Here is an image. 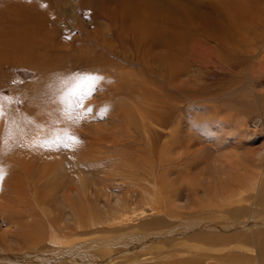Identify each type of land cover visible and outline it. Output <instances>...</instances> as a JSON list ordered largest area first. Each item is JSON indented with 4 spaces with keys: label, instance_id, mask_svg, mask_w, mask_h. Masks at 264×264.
<instances>
[{
    "label": "rangeland",
    "instance_id": "374dc122",
    "mask_svg": "<svg viewBox=\"0 0 264 264\" xmlns=\"http://www.w3.org/2000/svg\"><path fill=\"white\" fill-rule=\"evenodd\" d=\"M130 2L0 0V54L21 37L43 64L0 66V262L27 253L38 223L55 232L93 211L117 214L92 238L120 237L128 263L182 261L188 220L206 212L219 215L205 219L219 238L203 252L264 264V0L242 4L235 40L196 20L177 49L162 37L186 24L146 11L156 21L142 31ZM200 6L207 17L223 9ZM226 182L244 183L241 195Z\"/></svg>",
    "mask_w": 264,
    "mask_h": 264
},
{
    "label": "bare ground",
    "instance_id": "6f19581e",
    "mask_svg": "<svg viewBox=\"0 0 264 264\" xmlns=\"http://www.w3.org/2000/svg\"><path fill=\"white\" fill-rule=\"evenodd\" d=\"M131 1L132 2H130V4L135 6V9H136L135 12H139V15L137 14V16L140 18H137L138 19L137 24L141 28L142 31L150 30V32L153 33V31H151V28L153 26L152 23L156 21L155 18L153 19V16H151L152 19H150V17H148L147 14H146L147 17L145 18L146 11H150V12L157 11L159 12V14H156L158 16L161 14L169 18L171 17L175 20L180 19L182 23L186 24L187 29H188L187 31L178 32L176 29H174L171 31L173 34V37L169 33L171 37L170 39H168L169 36L168 38H166L167 36L164 37V35L163 37L161 36L162 39H166L167 43L169 44L168 45L167 43H165L163 45L167 44L168 47L174 46V48L177 49V48H181L182 42L185 43L184 41L180 40L179 38L181 36L180 33L189 34L192 29V28L189 29V27L191 26L195 27L196 24L193 25V23L196 20H197V25H198L195 27L196 31H200V29H203L207 34H210L211 36L215 35L217 38L230 40V41L235 40V37H238L236 31L234 30L236 28L235 27L236 24L234 20L235 14L237 13V11L239 10L241 11L243 9L242 4L244 2L250 1V0H219V2L223 6V9L219 11L217 10V12L214 14V17H211V16L207 17L205 12L200 10V7H201L200 4H202V1L204 0H190V2L188 3H183L182 0H164L165 4L160 3V2H154L152 0H131ZM214 3L215 2H213V4ZM130 14H131V11H130ZM132 15H136V13L133 12ZM163 21H164V18H163ZM160 30H157V31L163 32L162 30L161 31ZM166 30L170 31L169 29H166ZM19 38L11 39L10 43L8 44V46L11 48L8 47L7 50L3 51L0 54V66H2V63L6 61L11 64H16V62H20L26 66L34 65V67H38V68H40L39 66L42 67L43 64L41 63L40 58L37 56V53L35 52V48H30V49L28 48L24 50L23 47H27L28 45L25 44L24 46L23 44L24 39L21 37ZM160 42H161V39H160ZM205 50H208V48L206 47ZM46 62L47 61L45 60V63ZM23 139L24 138H22V140ZM20 148L22 149V147H19L18 149ZM7 150H9L10 152L12 151L11 149H9V147L4 149V151H7ZM7 153L9 154V152ZM16 153L19 154L20 151H17ZM22 155H24V153ZM238 168H237V171H238ZM0 174H1V171H0ZM235 177L240 179L237 176ZM229 182H226V185L223 186V190L225 189L224 192L226 191H229V192L235 191L237 193H239L240 191L243 192V189L245 187L244 183H238L233 186V185H229L228 184ZM243 212H244V209L242 208L235 209L232 211V216L235 217V216L241 215L243 214ZM86 213H88L87 215H89L90 218L85 219L83 216H80L77 222L74 223L75 224L74 226L68 225V227L64 226L61 228L59 226L58 230L55 232H48L46 228H43L44 226L41 227L40 223H38L39 225L35 227L36 230L33 233V235L28 237V239H25V243H24L25 246L23 247V249L26 250L27 253L25 255L19 254L13 257L9 256L8 258H4V259L1 258L2 262H0V264L2 263L3 264H86L87 259H89L90 257L87 259H85L84 257L87 256L86 254H89V253L94 254L95 259L97 260V262L90 263V264H134V262L128 263L127 261H124V260L122 261L121 259H124V257L121 256L120 254H117V252L120 251L121 249L123 248L127 249L126 246L123 248L119 246L123 242L121 241L120 237L114 238V240L116 241H114L113 243H116V244H113L111 240L107 241V240L100 239L99 241L98 240L94 241L92 238V236L95 234H98L100 232H101L100 234H102V231L106 232L105 227H104V230L103 228L97 229L93 227H95L97 224L101 225L105 223L106 221L107 222L110 221L111 223H113L112 221L114 220L115 222L117 214L115 213V214L109 215L106 218L107 219L106 221H104L105 219L101 221L102 217L100 218V221H98L96 220V218L93 217V211H89V212L86 211ZM113 216L115 218H112ZM218 216L219 215L217 213L213 214V213L203 212L201 215H199L198 217L199 219L188 220V224L186 227L187 228L186 241L188 243V247H187V250H185L187 257L184 258L182 261H174L173 263H168V262L167 263L168 264H219L221 260L215 257V254H213L214 252L213 253L208 252V251L203 252V250L206 247L210 245H214L216 240H218L219 238L218 237L219 235L217 236L218 233H216L217 226L215 225V223L214 222L211 223L209 221L205 222V219L206 220H217L219 218ZM252 220L254 221V217H251L247 224H251ZM162 222L163 221H156V222L150 221V222L144 223L143 227L145 229L152 230L153 228L159 225H162L163 224ZM48 225L51 226L52 224L49 223ZM233 227H236V225L234 224ZM249 227H251V225H249ZM108 230H109V227H108ZM108 232H111L110 234H108L109 236H112L113 234L117 235V234L123 233V232H118V231H114V232L108 231ZM105 239H108V237ZM106 247L112 248L111 252H116V253L115 254L110 253L111 255L106 256L107 254H109L107 252V254L105 253L106 255H103L102 253L103 251L101 250H103ZM212 249L213 248L208 249V250H212ZM149 260L150 259H146V261H149ZM162 264H165V263L162 262Z\"/></svg>",
    "mask_w": 264,
    "mask_h": 264
}]
</instances>
